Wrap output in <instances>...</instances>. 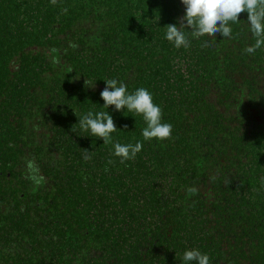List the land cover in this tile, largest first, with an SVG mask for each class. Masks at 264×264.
I'll list each match as a JSON object with an SVG mask.
<instances>
[{"label": "trees", "instance_id": "1", "mask_svg": "<svg viewBox=\"0 0 264 264\" xmlns=\"http://www.w3.org/2000/svg\"><path fill=\"white\" fill-rule=\"evenodd\" d=\"M184 14L182 0H0V264H183L193 248L264 264V47L244 51L245 12L230 38L185 29L176 48L167 24ZM106 79L149 90L172 138L105 108ZM73 109L108 111L113 143ZM138 141L121 163L114 143Z\"/></svg>", "mask_w": 264, "mask_h": 264}, {"label": "clouds", "instance_id": "2", "mask_svg": "<svg viewBox=\"0 0 264 264\" xmlns=\"http://www.w3.org/2000/svg\"><path fill=\"white\" fill-rule=\"evenodd\" d=\"M50 2L55 5L57 0H50ZM182 3L185 6L184 16L180 18L178 24H167L166 30V39L172 42L176 48L191 46L185 29H189L191 36L197 39L205 35L216 37L218 33L223 37L230 38L232 35L231 25L238 24L240 14L245 12L255 42L247 46L244 51L248 54H254L257 49L264 47V0H182ZM63 11L67 12V9ZM71 71L70 69L69 72ZM105 82L106 86L100 93L105 108L114 106L117 111L127 109L130 113L142 116L146 123V127L142 129V136L146 141L152 139L163 141L172 138L173 126L163 121V111L154 102L149 90L140 87L129 93L127 85L123 82L116 79H106ZM85 85L95 87V82L85 79ZM74 112L79 117L78 123L82 131L90 132L91 136L102 138L104 144L113 143L112 133L116 132L118 128L108 111L96 113L89 111L83 116L78 115L75 110ZM142 148L143 144L139 141L135 144L115 142L114 155L120 157L121 163H123L134 159ZM90 158L91 156L86 149L84 159ZM27 166L32 169L34 162L29 160ZM43 179L40 177V180ZM188 191L196 193L198 189L191 187ZM182 261L183 264H192V262L210 264V257L199 249L193 248L185 250Z\"/></svg>", "mask_w": 264, "mask_h": 264}]
</instances>
